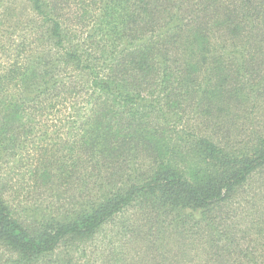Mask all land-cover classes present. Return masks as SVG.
Instances as JSON below:
<instances>
[{
    "label": "trees",
    "instance_id": "1",
    "mask_svg": "<svg viewBox=\"0 0 264 264\" xmlns=\"http://www.w3.org/2000/svg\"><path fill=\"white\" fill-rule=\"evenodd\" d=\"M261 114L264 0H0V264H264Z\"/></svg>",
    "mask_w": 264,
    "mask_h": 264
},
{
    "label": "rangeland",
    "instance_id": "2",
    "mask_svg": "<svg viewBox=\"0 0 264 264\" xmlns=\"http://www.w3.org/2000/svg\"><path fill=\"white\" fill-rule=\"evenodd\" d=\"M262 117V114L261 117H253V119L251 120L254 121L253 124L251 121H248L250 119H247V116H245V120L239 121L238 123H235L234 121H232L231 124L227 123V127L230 128L232 131V138L233 136H235V139L246 140L249 137L253 138L256 135L262 134V132L264 131V124H259L263 121ZM231 120H233V118ZM11 161L13 163H9L6 166H0V183H9L11 181L16 180V182H18L19 184L21 183L22 188L24 189V191L23 189L21 190L23 193H19L17 195L18 198H21V200L22 198H24L26 200L27 197L28 199H30L28 201L32 200V204H36L38 200V205H42L41 208H46L48 205L45 204V202L42 203L41 199L39 200V197L40 195H42V193L36 192L33 189V184L27 181V178L24 176V173L21 169H14V166H16L18 160L11 159ZM253 200V204L259 203L261 204V206L264 205V186H262L261 177L253 178V180L246 187L244 192H241L240 199L237 201V205L235 206L238 213L243 212L247 215L254 214L255 210H252L250 207V204Z\"/></svg>",
    "mask_w": 264,
    "mask_h": 264
}]
</instances>
